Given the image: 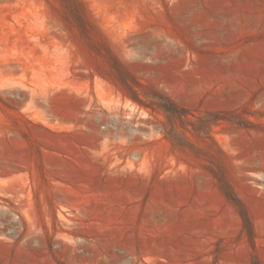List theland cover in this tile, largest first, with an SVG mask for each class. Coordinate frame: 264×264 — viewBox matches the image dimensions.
Returning <instances> with one entry per match:
<instances>
[{
  "label": "rangeland",
  "instance_id": "374dc122",
  "mask_svg": "<svg viewBox=\"0 0 264 264\" xmlns=\"http://www.w3.org/2000/svg\"><path fill=\"white\" fill-rule=\"evenodd\" d=\"M0 264H264V0H0Z\"/></svg>",
  "mask_w": 264,
  "mask_h": 264
},
{
  "label": "trees",
  "instance_id": "16d2710c",
  "mask_svg": "<svg viewBox=\"0 0 264 264\" xmlns=\"http://www.w3.org/2000/svg\"><path fill=\"white\" fill-rule=\"evenodd\" d=\"M164 107V106H163ZM164 109L167 112H171L172 115L174 114H178L179 116L183 114V110H181V108H179V106H177L176 104L170 102L169 108H165ZM214 115V122L220 120V119H225L222 116H220V114H213ZM215 177H217L221 189L223 190L225 196L235 205L237 206V209L239 211V214L243 220V223L245 225V227L248 230V233L250 236L253 235V229H252V223H251V219L250 216L248 214V211L246 209V207L242 204V202L236 197L232 185L230 183V180L228 179V177L224 174H218V172H215Z\"/></svg>",
  "mask_w": 264,
  "mask_h": 264
}]
</instances>
